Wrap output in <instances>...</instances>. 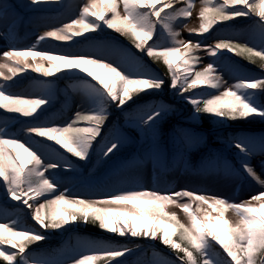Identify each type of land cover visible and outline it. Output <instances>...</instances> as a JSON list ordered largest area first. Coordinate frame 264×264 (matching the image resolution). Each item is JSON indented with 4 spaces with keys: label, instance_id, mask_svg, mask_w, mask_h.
I'll list each match as a JSON object with an SVG mask.
<instances>
[{
    "label": "snow or ice",
    "instance_id": "6c2138e0",
    "mask_svg": "<svg viewBox=\"0 0 264 264\" xmlns=\"http://www.w3.org/2000/svg\"><path fill=\"white\" fill-rule=\"evenodd\" d=\"M178 3L180 0H85L77 15L36 35L34 43L18 47L15 28L23 17L17 9L42 13L50 5L64 8L63 0H0V36L9 42L8 49L0 52V77L13 82L0 84V110L15 114L0 120V184L7 200L24 206H14L11 214L0 208L5 219L14 217L10 223L0 222V259L6 264H64L56 254L34 255L29 246L39 247L50 231L72 232L82 224L98 226L118 237L159 240L176 252L174 264H264V191L237 202L187 187L162 189L155 183L149 187L139 179L126 186L112 185L94 174L98 165L119 157L129 142L115 125L101 135L110 106L123 113L147 142L145 156L152 161L154 177L166 167L168 154L183 149L178 141L168 146L159 139L158 124L174 110L173 105L163 100L141 105L139 101L145 97L172 91L192 107L194 116L210 115L221 123L249 117L264 120V77L239 75L234 85H227L215 67L231 53L253 64L259 58L264 69V0H201V26L188 31L202 35L220 24L215 44L180 38L177 29L187 28L185 21L195 3L190 0L186 6L174 7ZM241 17L251 21L244 43L234 38L237 34L225 32L231 27L228 22ZM106 30L126 37L136 52L107 38L98 39ZM154 37L155 42L149 43ZM50 39L63 42L66 49H38ZM162 39L171 43H159ZM201 48L214 59L197 70L195 53ZM137 53L153 63L162 59L169 79L151 71ZM28 69L45 78L78 80L90 106L77 110L66 123L52 124L45 116L55 98L52 81H38L41 95L35 98L12 91L19 83L13 77ZM13 120L21 124L22 136L10 131ZM81 122L86 126H79ZM180 132L188 148L197 142L186 130ZM228 145L237 150L238 174L264 188V179L250 163L257 152L264 154V136H235ZM134 159L143 165V160ZM178 162L174 157L173 165ZM76 188L82 191L77 194ZM169 205L181 209L186 219L182 222L175 211H167ZM22 213L31 217L35 227L25 225ZM217 245L226 257L217 251ZM126 253L132 255L134 249L84 239L71 264H112L114 260L127 264L116 259Z\"/></svg>",
    "mask_w": 264,
    "mask_h": 264
},
{
    "label": "trees",
    "instance_id": "16d2710c",
    "mask_svg": "<svg viewBox=\"0 0 264 264\" xmlns=\"http://www.w3.org/2000/svg\"><path fill=\"white\" fill-rule=\"evenodd\" d=\"M253 18L257 19L254 14ZM250 22L251 21L248 18H237L236 21L228 22L231 27L226 28L225 32L227 34H237L234 36V38L237 39L238 42L244 43L248 39L246 29L247 24ZM20 24L21 21L15 28L16 42L19 40L17 38V28L20 26ZM221 27L222 25L220 24L214 25L208 33L201 35L200 41H205L207 43V37L209 35L217 40V29ZM103 34L115 35L119 37L121 40L111 37H108V39L118 44L122 48L130 49L131 51L136 52L134 45H132L131 41L126 37L115 33L112 30H106L105 33H102V35L100 34L98 39L102 38L104 36ZM58 45L56 46L58 47ZM249 46H251V44ZM18 47L20 46L18 45ZM61 47H63V45ZM257 50H259L258 47ZM137 55L141 57L143 63H145L151 71L164 75L166 80L169 79L167 76V66L163 63L162 59L159 62L153 63L149 58L143 56L142 54L137 53ZM199 64L200 63L198 62L194 65L197 70L200 69ZM219 64L231 72L235 70L238 76L249 75L264 77V69L260 67L261 61L259 58H256V63L253 64L244 57L235 56L229 53L228 58L222 60ZM216 74L219 75V72L216 71ZM222 76L223 80L227 79L225 74ZM49 80L53 82L55 98L57 97L60 88V81H63L69 85L71 84L70 79H57L56 77H53V79L50 78ZM236 82L237 80L235 83ZM12 91L22 92L27 96L34 95V98L41 95V92L38 91H16L14 89H12ZM196 91H200V89H197ZM68 96L77 99V95L72 89L69 90ZM157 100H163L165 103L172 104L174 108V110L164 116V118L158 124L160 142L164 145L171 146L174 140L178 141L181 148L183 149V152L168 154L166 167L160 170L154 177L152 161L145 156L147 142L145 140H141V137L133 129L131 130L123 128L121 118L125 119L124 114L118 110H114L110 106L109 118L103 126L101 135H105L108 130L112 129L113 125H115L128 137L129 142L119 157L114 158V160L109 162L107 165L101 164L95 168L94 174L98 178L104 180L107 183L118 186H125L130 182L139 179L140 182L145 186L150 187L155 183V185L163 189L167 187L168 181L172 177L177 176V181L173 187L174 189L179 190V187H183L184 185V187H187L190 190L195 189L204 191L205 193H214L215 195L221 192L220 190L226 188V184L223 183L222 186L221 183L222 180L226 178L221 176L223 175L224 170L231 169L230 172L233 173L232 176H229L231 180L237 176V178H235V180L232 182V185H235L238 180L240 181V177L242 176L238 174L240 170V160L236 156L237 150L230 148L232 155L229 156L219 147L221 145L228 144L229 139L235 136H251L257 138L264 136V120L259 118L253 119L252 117H249L248 119H238L236 121L228 120L221 123L210 115L200 114L196 116V118H198V122L186 121L184 117L185 113L181 106L182 101L178 99L172 91L164 92L162 95L158 96L145 97L143 100H140L139 103L143 105L145 103ZM134 108H136V105H133V109ZM189 110H191V113H193L192 107H190ZM39 111L40 110H38V113ZM129 111L132 110L129 109ZM0 113H4L3 110H0ZM54 118V114L48 117V119L51 121L54 120ZM70 119H72L70 116H66L62 124L66 123ZM79 126H86V124L81 122ZM219 127L223 129L215 130ZM181 129L186 130L195 137L197 142L191 148H188L185 145L183 135L180 132ZM97 139L99 140L100 137ZM257 154L260 155L262 153L257 152L252 157H255ZM174 157L179 161L176 165H173L172 163ZM70 158L73 160V162L79 163L74 157ZM134 158L143 160V165L137 164ZM93 164H95V159L93 160ZM91 167L92 166L90 165L89 169H91ZM107 170L110 172L109 180L102 177L103 173ZM244 175L247 176L246 173ZM247 180L248 177L247 179L242 178V182H240L237 186L238 191L236 193H242V191L247 186ZM113 181L117 184H113ZM81 191L82 190L79 188L74 189V192L77 194H79ZM1 195L2 193L0 191V208L6 209L9 214L13 212L14 206L20 207V205H17V203L13 201V205H7L3 202ZM21 215H23L25 225L35 227L34 222L29 218V216L24 215L23 213ZM12 218L14 217L9 215V217L5 219V217L0 214V222L10 223ZM109 234L110 233L99 229L98 226L92 224H82L80 228H76L72 232H64L63 230L50 231L47 240L39 242V247L36 244L30 245L29 251L33 252L34 255H42L46 253L56 254L57 257L64 262V264H71V259L80 252L82 241L84 239L106 241L121 246L127 245L134 250L140 249L145 245V241L141 238H132L127 240V238ZM174 239L176 238L174 237ZM156 241L157 242L154 246L142 250L136 258L134 256H130L124 260L127 261V264H164V261H167L168 264H174V262L177 260L176 252L170 247L163 245L159 240ZM137 244L140 245V248H136ZM4 247L9 248L10 246L5 245ZM217 251H219V249H217ZM219 253L222 257H225L221 252ZM0 264H6V262L0 259Z\"/></svg>",
    "mask_w": 264,
    "mask_h": 264
},
{
    "label": "rangeland",
    "instance_id": "374dc122",
    "mask_svg": "<svg viewBox=\"0 0 264 264\" xmlns=\"http://www.w3.org/2000/svg\"><path fill=\"white\" fill-rule=\"evenodd\" d=\"M12 3H17L18 0H11ZM24 3H27V0H23ZM85 2V0H63V4H64V8H60L58 5H50L48 6L50 8L49 11L46 12H42V13H33L30 11H27L25 9H20L18 8L17 11L19 12L20 16L23 17V19L21 20V28L24 29V31H26V36L24 38H26L23 43H21L24 46L30 45L32 43H34L35 41V36L43 33L44 31L50 30L52 26L57 25L61 22L66 21L67 19L75 16L78 14V10H79V6H81L83 3ZM190 2V0H180V3L178 4H174V7L179 8L181 6H186L187 3ZM195 3V7L193 9L192 15L191 17H189L185 23L187 24V28H178L177 30L180 32V38L184 39V40H188L191 39L193 41V43L200 41L201 40V35L198 34L197 32H193L191 34H189V29H199L201 26V20L199 19V10H200V6H201V0H194ZM120 11L122 12V8L120 9ZM165 11H168V9H166ZM43 17V18H41ZM179 23V21H178ZM159 30V29H158ZM0 31H3V29H0ZM159 34V31L158 33ZM102 35V34H101ZM104 35V34H103ZM167 34L165 33V36ZM108 37H102L100 38L105 39ZM208 42L207 43H211V44H215V40L213 37H208L207 38ZM155 42V37H154V41H149V43H153ZM159 43L163 44L165 42L167 43H171V41H165V40H160L158 41ZM58 44H62L63 47H61L62 45H58ZM58 45V47L56 46ZM9 47V42L3 37L0 36V52L7 50ZM38 49L40 48H55L56 50H65L66 49V45L63 42H56L53 40H49L46 42H41L40 45L37 46ZM52 48V49H53ZM197 56L199 57V65H200V69H202L203 67H206L208 63H211L213 58L210 57L207 52L201 48L200 50L196 51ZM173 59H178L177 56H174ZM31 62V61H30ZM46 63V62H45ZM216 67V71L219 72V76H221L223 78V74L226 75L227 79H224V81L227 82V85H234L235 81L237 80L238 74L235 72V70H233L232 72L228 69H226L224 66L218 64L215 65ZM51 79H53V77H50ZM50 78H45L43 77L41 74H37L35 72H33L31 69H28L26 72H22L17 74V76L13 77V81H19L18 84H15L12 89L16 90V91H38L41 92V89L39 88V85L37 84L38 81H48ZM71 80V86L69 84H66L63 81H60V88L57 94V97L53 100V106H51V110L48 111L45 116L48 118L50 116H52L54 114V116L56 115L57 118L55 119L54 122H51L52 124H62V122L64 121L63 117L66 116H70L71 118L74 117V114L77 110H81L83 108H87L89 107V102L86 98V96L84 95V93L82 91H80V85H79V81L76 79H70ZM12 84V81H8L5 82L3 80L2 77H0V84ZM70 86V87H69ZM73 91H75V94L77 95V99H70L69 98L71 96H68V92L71 89ZM29 97L34 98V95H30ZM182 103H185L183 100H181ZM186 104V103H185ZM189 105V104H188ZM191 106H187L186 108V114L185 115V119L186 121H192V122H198V118H196V116H194L193 113H191V110H189ZM15 115L13 114H9V115H1L0 114V120H3L5 118H12ZM61 117V118H60ZM23 120H26L25 118H20ZM31 119V118H29ZM28 121V120H26ZM51 121V120H49ZM16 121L13 120L12 123H15ZM12 123L10 124L9 128L11 127ZM122 125L123 126H127L129 129H133L134 131H136L138 133V135L141 137L139 131L137 129H135L134 127H132L130 122H125L124 119H122ZM19 126V127H18ZM20 128H21V124L16 122V125L10 128V131L13 133H16L18 135H23V133L20 132ZM141 140H144L143 137H141ZM29 143H33V141H29ZM49 143H53L51 141H49ZM226 146V148H230L228 144H224ZM54 147L59 148L58 145H53ZM61 151H63L62 149H60ZM264 160V154H260V155H256L255 157L251 158V165L253 166V168L256 170L257 175H260L261 179H264V175H261V166ZM82 165V163H81ZM231 169H226L223 171V175L226 178H224L222 180V186L223 183H225V187L224 189L220 190L221 192H219L216 195H219L223 198H231L232 200L235 201H239V200H246L248 199L251 195L254 194H258L261 191H264V188H262L259 183L257 181H255L254 179H252L251 177H248V180L246 182L247 186L246 188L242 191V193H236L238 191V184L240 182H242V178L240 177V181L238 180L235 185H232V182L235 180V178H237V176L231 180L229 178V176H232L233 173L230 172ZM45 175H47V173H45ZM218 176V175H217ZM245 176V175H244ZM231 180V182H230ZM176 182V176H174L173 178L170 179V181H168V185L167 187H173L175 185ZM230 182V183H229ZM113 184H117L114 181L112 182ZM110 184V183H109ZM126 186V185H125ZM184 187V185H183ZM181 188V187H179ZM61 191L63 190L62 188L60 189ZM0 191L2 193V199L3 202H6L7 204H14L11 203V200H7L6 197H4V187L2 184H0ZM204 192V191H202ZM205 193V192H204ZM208 195H213L214 193H205ZM39 199H43L42 197ZM15 202V201H14ZM17 203V202H16ZM29 203H32V201H29ZM8 204V205H9ZM20 207H24L22 205H20ZM26 211H30L28 209L25 208ZM167 211H175L177 213L178 218L183 222L186 219V215L183 213V211L181 209L176 208L174 205H169L168 208L166 209ZM227 215L229 217L232 216L231 211H229L227 213ZM30 217V216H29ZM31 219V217H30ZM111 234V233H110ZM115 235V234H114ZM128 238V237H126ZM142 240L146 241V245L149 246H153L155 245L156 241L149 239V238H143ZM155 241V242H154ZM35 245V244H33ZM217 249H219L220 252H222L224 254V256H226V253L223 252V249H221L219 247V245H217ZM218 251V252H219ZM139 252V250L134 251V254L129 255L128 253L125 254L124 257H120L118 260L125 258V257H129V256H136L137 253ZM153 262H157V261H153Z\"/></svg>",
    "mask_w": 264,
    "mask_h": 264
}]
</instances>
